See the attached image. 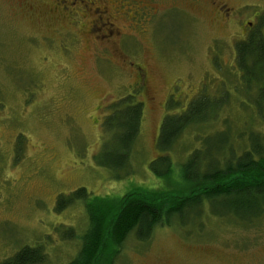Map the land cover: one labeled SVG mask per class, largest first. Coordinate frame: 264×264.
<instances>
[{
    "label": "rangeland",
    "instance_id": "1",
    "mask_svg": "<svg viewBox=\"0 0 264 264\" xmlns=\"http://www.w3.org/2000/svg\"><path fill=\"white\" fill-rule=\"evenodd\" d=\"M155 2L144 36L133 32L141 44L129 51L144 54L131 59L143 80L130 62L98 58L103 49L85 37L73 44L79 25L51 14L50 0H0V263L25 247L41 248L42 264L71 263L95 199L168 187L150 169L159 157H169L180 182L181 166L204 140L225 138L223 155L234 158L251 149V134L264 144V101L243 85L236 63L238 43L259 31L264 38V0ZM66 27L69 36H57ZM126 97L144 103L140 130L125 162L106 167L115 147L124 150L108 125ZM198 99L209 103L210 117L162 151L165 119L183 116ZM79 189L90 194L86 203L59 209L58 199ZM211 209L185 216L184 226L157 227L148 242L131 236L116 264H264V216L242 223Z\"/></svg>",
    "mask_w": 264,
    "mask_h": 264
},
{
    "label": "trees",
    "instance_id": "2",
    "mask_svg": "<svg viewBox=\"0 0 264 264\" xmlns=\"http://www.w3.org/2000/svg\"><path fill=\"white\" fill-rule=\"evenodd\" d=\"M236 55L243 85L246 89H255L256 102L261 103L262 99L264 101V38L261 32L251 33L246 40L238 43ZM204 100L192 102L187 113L181 117L165 119L159 137L162 151H169L185 128L203 123L204 119L210 117L207 111L209 103L204 104ZM143 108V102L126 97L111 111L113 118L109 123L113 125L108 126L121 135L118 139L123 138L121 143L124 150L117 154L115 147L113 154L107 160L103 159L104 166L113 167L125 162L127 150L140 130ZM211 110L213 117L218 108ZM258 111L264 116V108L260 107ZM217 138L204 140L203 148L190 154L187 162L181 166L180 182L174 181L170 159L164 155L153 161L150 169L153 174L164 178L168 187L162 190L134 189L118 199H95L97 207H89V229L81 251L69 264H116L131 236L140 242H148L157 227L176 222L184 226L185 216H199L207 206L215 214L222 213L220 217L223 214L231 215L242 220V223L263 217L264 144L251 134V149L234 158L233 154L223 155L225 138ZM213 148L216 153L221 151L212 156ZM89 198L86 189H79L67 201L60 197L57 202L59 209H63L72 201L86 203ZM44 260L41 248L25 247L0 264H42Z\"/></svg>",
    "mask_w": 264,
    "mask_h": 264
},
{
    "label": "flooded vegetation",
    "instance_id": "3",
    "mask_svg": "<svg viewBox=\"0 0 264 264\" xmlns=\"http://www.w3.org/2000/svg\"><path fill=\"white\" fill-rule=\"evenodd\" d=\"M156 0H50V13L57 14L58 18L68 20L72 25H79L78 32L74 36L73 44L85 37L86 42H92L97 47L102 48L99 51L98 58L111 60L114 57L120 58L123 64L130 62V66L136 73L143 78L144 69L131 61L133 56H144L137 50L129 55L135 43H138L137 37L133 32L144 36L145 26L155 14ZM194 3L207 2L214 6V0H191ZM223 8H220L222 10ZM159 10V9H158ZM224 12H227L226 10ZM160 12L157 11V14ZM228 15V14H227ZM137 16L140 20L137 23ZM251 25V24H250ZM147 29V28H146ZM57 36H69L70 29H57ZM64 40L60 39L59 43ZM88 42V43H89ZM141 44V42H139ZM62 46V45H61ZM127 48V49H126ZM115 50V51H114ZM127 51V52H126ZM114 53V55H113ZM130 60V61H129ZM144 80V78H143ZM141 87L138 86V89Z\"/></svg>",
    "mask_w": 264,
    "mask_h": 264
}]
</instances>
